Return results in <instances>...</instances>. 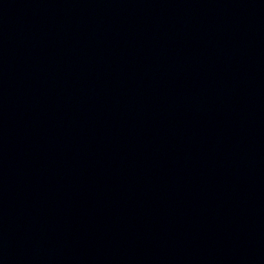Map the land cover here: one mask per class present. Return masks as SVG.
Masks as SVG:
<instances>
[{"label":"water","instance_id":"1","mask_svg":"<svg viewBox=\"0 0 264 264\" xmlns=\"http://www.w3.org/2000/svg\"><path fill=\"white\" fill-rule=\"evenodd\" d=\"M0 264H264V0H0Z\"/></svg>","mask_w":264,"mask_h":264}]
</instances>
